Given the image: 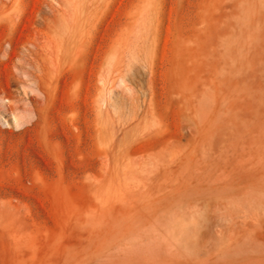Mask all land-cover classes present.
<instances>
[{"label":"rangeland","instance_id":"obj_1","mask_svg":"<svg viewBox=\"0 0 264 264\" xmlns=\"http://www.w3.org/2000/svg\"><path fill=\"white\" fill-rule=\"evenodd\" d=\"M0 264H264V0H0Z\"/></svg>","mask_w":264,"mask_h":264}]
</instances>
